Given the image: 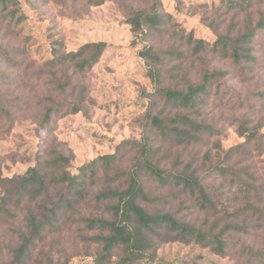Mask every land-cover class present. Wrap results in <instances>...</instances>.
<instances>
[{
	"label": "rangeland",
	"instance_id": "rangeland-1",
	"mask_svg": "<svg viewBox=\"0 0 264 264\" xmlns=\"http://www.w3.org/2000/svg\"><path fill=\"white\" fill-rule=\"evenodd\" d=\"M18 1L19 14H24L26 19L17 27L0 20L2 50L8 49L11 60L23 63L19 67L11 66L10 59L0 50V105L6 106L12 120L6 121V125L0 122V171L4 177L23 174L38 161H46L53 139L64 156L73 155L67 167L71 174H78L82 166L98 157L116 153L123 141L141 139L150 98L159 103L157 112L161 102L150 96L154 85L140 56L145 43L141 36L136 39L128 21L137 10L157 8L165 15V33H156L145 42L158 50L174 52L165 67V85L172 82L184 86L183 69L189 70L197 80L202 70L225 73L205 106L198 109V113H192L214 133L206 134L202 144L187 149L178 147L174 151L181 153L184 167L191 165L209 189L213 187L224 199L228 198L225 201L228 206L243 199V195L238 194L239 185L232 183V176L226 178L210 171V166L221 164L234 170L235 181L252 178L256 187L264 185V138L257 145H245L228 154L231 148L245 142L239 136L242 123L249 129L264 124V32L258 33L252 44L255 63L238 68L231 59L213 50L217 36L210 27L212 22L219 23L220 31L226 33L232 30L234 22L232 34L235 35L243 28L247 13L228 10L224 0H180L179 3L174 0ZM259 1L248 11L255 21L259 18L258 12L264 11V0ZM190 37L193 42L189 43ZM195 40L204 42V51L194 53ZM100 41L107 43L103 56L80 79L88 89V112L62 118L52 115V121L41 127L44 112L35 102L48 98L53 85L48 83L49 75L39 78L37 74L49 72L47 62L53 58L54 49L76 51L82 45ZM181 55L183 57H177ZM175 64L182 68L170 72ZM26 100L31 101L29 110L24 104ZM260 134L264 135V127ZM132 159L133 156L127 154L125 166ZM178 199L170 198L167 205L164 203L158 208L177 211L178 217L198 225L207 221L210 225L216 220L194 203H182L184 197ZM93 206L84 209V215L98 216L99 211ZM24 212L19 210L17 217L5 216L0 221V264H12L19 234L26 230ZM87 234L92 232L87 231L84 224L47 233L43 241L36 244L26 264H50L51 261L53 264L66 261L94 264L92 260L97 256L98 247L83 241L82 237ZM233 238L243 244L264 247L262 232L251 231ZM119 254L118 251L115 258ZM142 264H241V261L230 256H215L195 243H159L154 257Z\"/></svg>",
	"mask_w": 264,
	"mask_h": 264
},
{
	"label": "trees",
	"instance_id": "trees-1",
	"mask_svg": "<svg viewBox=\"0 0 264 264\" xmlns=\"http://www.w3.org/2000/svg\"><path fill=\"white\" fill-rule=\"evenodd\" d=\"M257 1L224 0L228 10L247 13L243 28L235 35L232 34L234 22L232 30L226 33L220 31L219 23L210 24L217 36L213 50L231 59L238 68L250 67L257 60L251 51L258 33L264 32V11L258 12L256 21L248 13ZM20 12L18 0H0L2 23L19 26L26 19ZM128 23L136 39L141 36L145 43L140 56L145 60L154 85V93L150 96L161 102L160 110L157 112L159 103L150 98L141 139L123 141L116 153L94 159L82 166L78 174L67 171L74 157L72 154L64 156L55 139L51 141L52 150L46 161H38L25 173L12 177H4L0 171V221L5 216L17 217L19 210L25 211L26 230L19 234L12 264H26L36 244L43 241L47 233L80 224L92 232L82 237L83 241L98 247L97 256L92 260L94 264H142L154 257L159 243H195L215 256L239 259L241 264H264V247L243 244L233 238L251 231L264 233V185L256 187L252 178L235 181L234 170L221 164L210 166V171L226 178L232 176V183L239 185L238 194H242L243 199L228 206L225 202L228 198L224 199L213 187L209 189L191 165L184 167L181 153L174 151L178 147L187 149L202 144L206 134L214 133L192 113H198V109L205 106L214 86L225 73L202 70L201 78L197 80L189 70L183 69L184 86L172 82L165 85V67L174 52L158 50L145 42L156 33H165V15L157 8L140 9L131 15ZM190 42L193 37L189 38ZM193 46L194 53L205 48L202 40H195ZM106 48L107 43L100 41L82 45L76 51L54 49L53 58L47 62L49 72L37 74L39 78L49 75L51 81L48 83L53 85L48 98L35 102L44 112L41 127L52 121V115L62 118L88 112V89L80 79L100 61ZM0 50L10 59L11 66L23 65L11 60L8 49L2 50L0 46ZM181 68L175 64L169 71ZM33 75L35 73L30 77ZM30 102L24 101L26 110L30 109ZM9 114L6 106L0 105L2 125L12 121ZM263 127L261 123L249 129L242 123L239 136L245 142L231 148L228 154L245 145L261 142L264 135L260 134V129ZM127 154L133 159L125 166ZM182 197L185 198L182 203L192 202L216 220L210 225L209 221L198 225L181 219L177 211L158 208L161 204L167 205L170 198ZM92 205L97 207L98 216L84 215V209ZM118 251L119 257L115 258ZM64 264L75 263L66 261Z\"/></svg>",
	"mask_w": 264,
	"mask_h": 264
}]
</instances>
